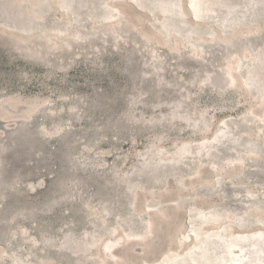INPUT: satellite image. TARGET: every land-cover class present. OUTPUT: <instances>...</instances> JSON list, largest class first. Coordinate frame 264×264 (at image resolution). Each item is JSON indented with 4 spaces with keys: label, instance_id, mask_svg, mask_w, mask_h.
Masks as SVG:
<instances>
[{
    "label": "rangeland",
    "instance_id": "1",
    "mask_svg": "<svg viewBox=\"0 0 264 264\" xmlns=\"http://www.w3.org/2000/svg\"><path fill=\"white\" fill-rule=\"evenodd\" d=\"M195 242L264 264V0H0V264Z\"/></svg>",
    "mask_w": 264,
    "mask_h": 264
},
{
    "label": "bare ground",
    "instance_id": "2",
    "mask_svg": "<svg viewBox=\"0 0 264 264\" xmlns=\"http://www.w3.org/2000/svg\"><path fill=\"white\" fill-rule=\"evenodd\" d=\"M229 25V24H228ZM220 220L218 218H215L212 222L213 223H218ZM232 240H234L235 238H230ZM198 246V243H193L187 250H186V254L184 253L185 257L187 258V262H180V261H166L164 259H167L168 256H170L172 253H166L164 255V258L162 259V263L164 264H207V263H203L202 261H197L196 260V255L193 253L192 254V250H189V249H195L196 247ZM191 251V253H190ZM189 254H192L190 255V258H189ZM188 255V256H187ZM194 255V256H193ZM166 261V262H165ZM209 264V263H208Z\"/></svg>",
    "mask_w": 264,
    "mask_h": 264
}]
</instances>
